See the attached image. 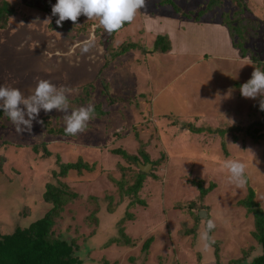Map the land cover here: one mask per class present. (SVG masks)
I'll list each match as a JSON object with an SVG mask.
<instances>
[{"label": "rangeland", "instance_id": "rangeland-1", "mask_svg": "<svg viewBox=\"0 0 264 264\" xmlns=\"http://www.w3.org/2000/svg\"><path fill=\"white\" fill-rule=\"evenodd\" d=\"M174 1L191 10L203 8L207 0ZM8 2L15 13L0 31V85L17 88L27 97L39 79H46L65 89L68 107L48 113L40 109L31 133L17 132L0 110V236L41 217L49 208L43 203V191L59 180L77 198L64 207L54 234L75 243L82 264H104V260L185 264L187 259L216 258L248 264L258 256L261 248L253 238L252 217L237 202L251 188L264 211V140L259 137L264 123L259 98H244L240 92L254 68H259L257 63H264L262 38L249 42L257 63L250 54L241 57L221 25L218 10L199 23L221 25L229 40L197 59L180 52L162 56L133 49L108 63V46L114 50L128 41L146 48L153 44L156 31L147 27V16L182 18L169 7H159L157 0H145L133 21L113 35L84 15L76 24L66 20V28L56 27L58 17L51 15L50 6L44 11L45 0ZM243 2L251 16L264 18V0ZM48 17L51 22L44 21ZM88 105L95 113L83 132L66 137L52 134L65 129V116ZM116 149L133 160L137 157L135 165L115 155ZM139 151L146 153L151 165L146 172L139 167L145 164ZM79 159L91 167L90 172L57 176L61 165ZM227 159L246 165L243 186L230 181L224 168ZM122 168L131 171L123 173ZM139 171L145 174L135 195L140 203L128 208L130 198L120 197L118 181L126 179L127 185H133V173ZM199 180L207 191L194 186ZM206 208L209 217L204 216ZM126 211L131 218H126ZM209 219L226 227L208 232L213 242L205 247L201 234L207 231ZM192 224L196 231L190 233ZM120 230L128 246L111 241L121 240Z\"/></svg>", "mask_w": 264, "mask_h": 264}, {"label": "trees", "instance_id": "trees-1", "mask_svg": "<svg viewBox=\"0 0 264 264\" xmlns=\"http://www.w3.org/2000/svg\"><path fill=\"white\" fill-rule=\"evenodd\" d=\"M45 2L47 4H44L43 9L46 12L47 7H52V5L56 3V0H45ZM157 4L159 7H169L175 15H179L183 20L195 23L199 22L207 13L215 15L216 11L220 10L219 17L221 25L226 26L228 29L229 35L233 41V48L239 51L241 57H246L250 54L249 57L256 63L258 62L257 55L250 52L251 48L249 42L257 36L259 39L262 38L261 40L264 42V18L258 15L251 16L248 6L244 4L243 0H207L203 8L191 10L181 9L174 0H157ZM225 8H229V10L225 11ZM14 13L15 9L8 0H0V31L8 27L9 21ZM128 25L129 22H126L120 29ZM56 27L64 29L67 27V24L63 22L60 26L56 24ZM115 33L116 31L111 34L114 35ZM112 47L113 46H108L106 48V61L108 63L133 49H138L152 55H166L171 51V43L167 35H158L150 48H146L143 44L131 41L123 42L114 50ZM106 65L107 63L105 66ZM257 65L259 69L264 70V63L261 64L258 62ZM88 87L89 86H87V88ZM108 99L114 100L111 96H109ZM260 119L264 123V111L262 110H260ZM52 134L54 136H69L66 135L65 131L62 129L56 130ZM259 137L264 140V134ZM113 153L123 157V159L131 162L133 165H135V160L138 159L135 157V160H133L131 158L132 156H129V154L122 149H116ZM45 155L47 156L48 152H45ZM141 155H144V163H149L146 153L139 151V156ZM152 167H154L153 163ZM60 168V172H58L57 175L59 177L66 176L67 172L70 171H76L78 174L81 173L82 170L91 171V167L82 162L81 159L74 164L68 163L61 165ZM126 169L127 168H122L123 173L131 171ZM136 175L133 173V177L135 178V183L133 185H127L126 179L118 181L120 197L130 198V204L132 205L127 204L126 207L128 208H132L136 202L140 203L135 195L138 189L141 188L145 174L139 171ZM59 182L58 180L57 185L48 184L44 189L42 195L43 203L49 206V208L41 217L23 228H17L11 234L0 236V264H82L84 260L76 255L77 247L75 243L62 239L60 235L56 236L54 234L56 220L64 210V207L77 198V194L71 192L65 184H59ZM193 184L201 192L207 191L201 189L202 181ZM209 188H211V186ZM132 196L135 199H133ZM237 205L243 208L247 215L252 217L254 227L252 232L253 238L261 248V253L248 264H264V211L256 201L254 190L248 188L247 194L237 202ZM125 213L127 216L126 218H131V215H129L127 211ZM122 231L123 230H120L122 235L121 240L116 238L111 241H113V243H121L122 245H126L127 243L126 246H128V241L125 239V235ZM188 232L191 233L192 230L190 229ZM151 242L152 238L144 243L143 253H146ZM233 262L234 261H230L229 263L233 264ZM103 263L109 264L106 260H104Z\"/></svg>", "mask_w": 264, "mask_h": 264}, {"label": "clouds", "instance_id": "clouds-1", "mask_svg": "<svg viewBox=\"0 0 264 264\" xmlns=\"http://www.w3.org/2000/svg\"><path fill=\"white\" fill-rule=\"evenodd\" d=\"M145 6V0H56L51 7V15L57 16L56 24L70 20L76 24L81 15L88 19L98 21L100 27L106 32L112 33L119 30L126 22L133 21L138 9ZM44 21H50L51 17ZM241 95L244 98H259V108L264 111V70L254 68L250 79L240 87ZM68 107V99L64 88H57L49 80L39 79L33 94L25 97L17 88L0 85V110L15 125L17 132L31 133L32 121L36 119L40 109L45 113L53 109L63 111ZM95 109L93 105L74 109L71 115L64 117L65 134L76 135L83 132L87 127V122L93 118ZM28 117L27 119L25 117ZM38 123L43 124L42 120ZM23 125V127H21ZM224 168L229 173L230 181L238 186H243L245 180L246 165L235 159H227ZM207 231L201 234V239L205 241V247H209L213 242L208 235L215 228L213 220H207Z\"/></svg>", "mask_w": 264, "mask_h": 264}, {"label": "crops", "instance_id": "crops-1", "mask_svg": "<svg viewBox=\"0 0 264 264\" xmlns=\"http://www.w3.org/2000/svg\"><path fill=\"white\" fill-rule=\"evenodd\" d=\"M156 19H152L151 17H146V24L151 30L156 31V37L161 34H167L170 41L172 50L175 55L180 52V54L184 56H189L191 59H197L200 54L206 52L205 50H212L211 47H215L214 45L226 44L229 40V36L224 27L219 24H210V23H194L191 21H185L182 19H174L164 18V17H155ZM195 33V34H192ZM152 46V45H151ZM149 46V48L151 47ZM232 53L236 51L231 49ZM229 51V50H227ZM177 52V53H176ZM237 53V52H236ZM166 56V55H162ZM184 69V68H183ZM160 82L162 80V75L159 74ZM220 210V209H218ZM204 216L209 217L210 212L207 208L204 210ZM222 211V210H220ZM194 224H192V228L189 227L192 231H195ZM221 227H226L224 225L215 226V228L219 229ZM188 234V233H186ZM192 243V240H189ZM194 250V246L192 247ZM194 257L198 258V253L194 251ZM245 257V255H244ZM240 258V257H239ZM235 259L236 261L239 260ZM233 261V260H229ZM222 263L221 260L216 258L214 261L212 259H207L204 261H190L186 260L185 264H227Z\"/></svg>", "mask_w": 264, "mask_h": 264}, {"label": "water", "instance_id": "water-1", "mask_svg": "<svg viewBox=\"0 0 264 264\" xmlns=\"http://www.w3.org/2000/svg\"><path fill=\"white\" fill-rule=\"evenodd\" d=\"M139 167L141 168L142 171L146 172L151 167V165L149 163H147L145 165L139 164Z\"/></svg>", "mask_w": 264, "mask_h": 264}]
</instances>
